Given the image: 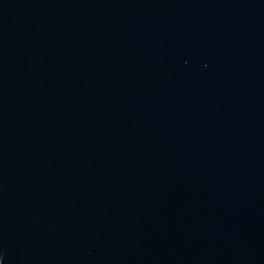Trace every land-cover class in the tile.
<instances>
[{
    "label": "water",
    "instance_id": "obj_1",
    "mask_svg": "<svg viewBox=\"0 0 264 264\" xmlns=\"http://www.w3.org/2000/svg\"><path fill=\"white\" fill-rule=\"evenodd\" d=\"M0 264H264V0H0Z\"/></svg>",
    "mask_w": 264,
    "mask_h": 264
}]
</instances>
